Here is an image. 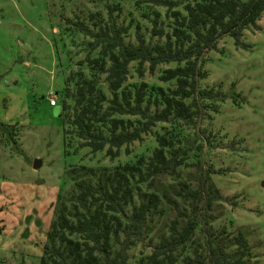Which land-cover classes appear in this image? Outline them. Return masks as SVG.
I'll list each match as a JSON object with an SVG mask.
<instances>
[{
  "label": "rangeland",
  "instance_id": "rangeland-1",
  "mask_svg": "<svg viewBox=\"0 0 264 264\" xmlns=\"http://www.w3.org/2000/svg\"><path fill=\"white\" fill-rule=\"evenodd\" d=\"M107 3L119 4L114 18L119 23L130 22L129 39L136 22L145 39L149 38L152 9L159 12L157 27L169 28L171 17L165 15V6L148 0H0V125L12 126L0 128V264H38L56 196L64 193L66 197L72 185L73 178L67 173L70 165L110 169L140 153L147 155L156 144L155 132L172 126L171 122H156L140 139L127 144L128 152L122 145L112 158L104 149L92 151L80 145L81 139L72 133L64 138L60 108L55 112L48 98L55 96L57 103L69 73L80 69L87 75L83 58L91 38L74 20L90 25L89 14L105 18ZM256 22L257 27L243 29L242 44L223 34L215 47L202 55L207 73L198 79V86H219L226 96L211 102L215 109L211 104L202 105L193 124H173L188 146L187 163L173 174L139 185L155 189L163 206L169 205L167 197L187 206L191 197L181 198L179 189H185L184 185L197 187L200 172L213 170L210 180L224 197L212 200L209 206L203 196L197 199L198 211L210 214L200 225L223 227L229 236L240 230L249 244L248 263L264 264V11ZM168 65L174 62L159 63L150 72L144 63L143 74L137 76L134 61H130L126 80L172 87L173 80L158 78ZM98 84L109 96L101 77ZM34 158L40 159L36 167L32 166ZM83 175L94 180L87 173L79 176ZM123 209L128 213L129 205ZM174 213L171 208L165 214H153L154 225L148 232L153 239L145 236L126 250L130 264H148L145 256L152 242L160 232L166 233ZM196 217L200 218L197 213ZM203 239L200 230L195 237L200 242L196 252L203 250ZM184 253L199 259L194 264H211L207 258L197 257L200 255L190 246L178 255L176 264H183Z\"/></svg>",
  "mask_w": 264,
  "mask_h": 264
},
{
  "label": "trees",
  "instance_id": "trees-1",
  "mask_svg": "<svg viewBox=\"0 0 264 264\" xmlns=\"http://www.w3.org/2000/svg\"><path fill=\"white\" fill-rule=\"evenodd\" d=\"M148 1L165 6V15L171 17L168 30L158 28L159 12L152 9L148 39L137 22L131 38L127 37L130 22L119 23L114 18L113 11L120 9L118 3L105 4V18H92L89 14L90 25L74 20L76 27L91 38L83 58L88 73L85 75L80 69L69 73L55 105L60 108L64 138L72 133L81 139L80 145L92 151L104 149L110 158L119 153L122 145L128 152L127 144L140 139L156 122H171L172 126L155 132L156 144L147 155L140 153L110 169L70 165L67 173L73 178L72 185L66 197L64 193L56 196L57 205L45 232L38 264H130L126 250L145 236L152 241L148 232L154 225L153 214H165L171 208L175 213L169 217L166 233H159L145 256L148 264H176L178 255L188 246L200 255L197 257H205L211 264H250L249 244L243 232L238 230L229 236L223 227L209 229L200 225V220L207 222L204 216L210 214L198 211L197 199L203 196L209 206L212 200L224 197L210 180L209 172L213 170L200 172L197 187L182 183L185 189L178 188L181 198L191 197L186 203L189 209L168 197L169 205L163 206L155 189H142L139 183L173 174L187 163L188 146L182 143V135L173 124H193L202 105L211 104L215 109L216 104L211 102L226 96L219 86H198V79L207 73L202 55L214 48L223 34L242 44L243 29L257 27L264 0ZM178 4L182 6L176 7ZM94 48L96 52L91 54ZM130 61H134L137 76L143 74L144 63L152 72L159 63L174 62L158 75L162 81L173 80V86L144 80L127 82ZM100 77L109 96L98 84ZM82 173L92 175L94 180L79 176ZM126 204L128 213L123 211ZM200 230L204 232L203 250L196 252L200 242L195 237ZM181 257L185 258L183 264L199 260L185 253Z\"/></svg>",
  "mask_w": 264,
  "mask_h": 264
},
{
  "label": "water",
  "instance_id": "water-1",
  "mask_svg": "<svg viewBox=\"0 0 264 264\" xmlns=\"http://www.w3.org/2000/svg\"><path fill=\"white\" fill-rule=\"evenodd\" d=\"M54 109H55V112H58V110H59V105H55L54 106ZM40 164V159L39 158H34L33 160H32V166L33 167H36V166H38Z\"/></svg>",
  "mask_w": 264,
  "mask_h": 264
},
{
  "label": "built area",
  "instance_id": "built-area-1",
  "mask_svg": "<svg viewBox=\"0 0 264 264\" xmlns=\"http://www.w3.org/2000/svg\"><path fill=\"white\" fill-rule=\"evenodd\" d=\"M48 103L50 104V105H55V103H56V99H55V96H50L49 98H48Z\"/></svg>",
  "mask_w": 264,
  "mask_h": 264
}]
</instances>
